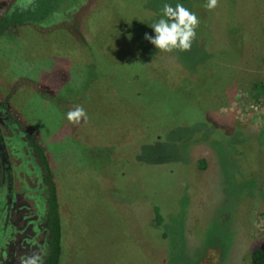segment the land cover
<instances>
[{
    "label": "rangeland",
    "instance_id": "obj_1",
    "mask_svg": "<svg viewBox=\"0 0 264 264\" xmlns=\"http://www.w3.org/2000/svg\"><path fill=\"white\" fill-rule=\"evenodd\" d=\"M206 2L66 0L54 25L0 34V88L59 191L62 264H247L264 242L256 151L235 139L264 129V0ZM164 3L200 19L190 51L145 39Z\"/></svg>",
    "mask_w": 264,
    "mask_h": 264
},
{
    "label": "flooded vegetation",
    "instance_id": "obj_2",
    "mask_svg": "<svg viewBox=\"0 0 264 264\" xmlns=\"http://www.w3.org/2000/svg\"><path fill=\"white\" fill-rule=\"evenodd\" d=\"M34 141L43 149L0 88V264H20L22 256L33 252L40 253L45 264L47 204Z\"/></svg>",
    "mask_w": 264,
    "mask_h": 264
},
{
    "label": "trees",
    "instance_id": "obj_3",
    "mask_svg": "<svg viewBox=\"0 0 264 264\" xmlns=\"http://www.w3.org/2000/svg\"><path fill=\"white\" fill-rule=\"evenodd\" d=\"M66 0H27L16 4L9 5L4 11L0 13V34H5L7 31L22 26L45 27L54 25L56 18L60 12L59 6ZM201 42V41H200ZM201 48V47H200ZM203 49V48H202ZM258 61L261 69L264 71V36L259 41V49L257 53ZM30 128V127H29ZM194 126L192 127V129ZM193 131V130H192ZM191 131V133H192ZM217 128H213V135ZM227 137H233L231 133H227ZM236 147L245 146L248 144V149L256 151V161L259 170V196L264 203V129L253 138L245 137L244 140L240 137H235ZM160 140L155 139L149 141L151 150H159L158 146ZM32 149L37 153L38 161L42 166V178L45 188V200L47 204L46 221L47 230L49 234L48 249L45 256V264H62L64 249L63 241L65 238L64 220L61 216L59 206V191L55 185L53 171L49 160H47L45 152L37 141L32 144ZM156 150V151H157ZM165 155V154H164ZM160 159L152 163H159ZM154 226L159 228L162 226V218L157 209L153 211ZM166 235L161 233V239H165ZM247 264H264V242L252 245L246 253Z\"/></svg>",
    "mask_w": 264,
    "mask_h": 264
},
{
    "label": "clouds",
    "instance_id": "obj_4",
    "mask_svg": "<svg viewBox=\"0 0 264 264\" xmlns=\"http://www.w3.org/2000/svg\"><path fill=\"white\" fill-rule=\"evenodd\" d=\"M218 4L219 0H207L204 7L213 10L218 7ZM199 25L200 19L197 15L184 7L182 3H176L174 7L169 3H164L160 18L150 24L155 35L146 33L145 39L161 52L190 51L197 39L196 30ZM66 115L68 121L74 125L88 119L86 110L80 105L69 110ZM20 264H43L42 255L33 252L32 255L22 256Z\"/></svg>",
    "mask_w": 264,
    "mask_h": 264
}]
</instances>
